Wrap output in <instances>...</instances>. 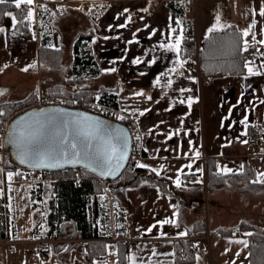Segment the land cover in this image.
<instances>
[{
	"label": "crops",
	"instance_id": "crops-1",
	"mask_svg": "<svg viewBox=\"0 0 264 264\" xmlns=\"http://www.w3.org/2000/svg\"><path fill=\"white\" fill-rule=\"evenodd\" d=\"M262 7L264 0H195L193 10L185 8V0H34V32L27 40L32 44L27 43V51L15 58L5 42L6 30H12L15 23L6 15L4 31L0 32V57L5 56L0 59V84L8 88L1 92L2 101L5 92L14 88L1 78L7 72L13 74L10 79L17 85L22 83L19 76H28V89L39 81L45 83V89L60 85L70 93L113 91L119 108L130 113L139 129L144 156L138 166L148 165L168 184L166 189L156 183L125 189L126 211L134 221L132 234L142 239L137 241L136 249H128L120 241L103 240L105 253L114 256L100 259L103 264H133L129 257H134L135 264H249L251 230L242 225L250 223L264 232V183H254L258 174L264 173V144L257 148L256 155L248 145L249 132L255 126H263L264 121ZM228 26L237 27L243 35L248 32L244 35L247 48L257 46L252 55L247 56L246 52L244 71L206 76L201 68L184 65V29L189 28L200 42L211 34L209 29ZM81 34L92 38L83 40L77 49L78 53L91 56L88 64L80 60L74 64L77 52L73 44ZM47 36L54 48L64 50L66 61L60 68L40 64L39 47ZM177 38L181 40L179 52L161 47L174 44ZM30 62L32 69L28 67ZM39 71L45 75L36 76ZM4 137L1 135V144ZM196 152L200 155L196 156ZM225 167L231 171L225 173ZM16 171L12 172L15 179L11 177L9 182L7 171L3 173L0 197L10 182H21ZM251 174L254 177L248 181L247 175ZM221 176L225 182L216 183V177L223 180ZM208 183L212 187L207 188ZM203 186L210 193L206 209L209 203L214 207L211 216L208 211L207 223L200 212L206 206L200 192ZM146 195L151 196L149 200ZM10 212L4 200V229L0 233L4 230L5 235L0 238V264H14V245L35 244L37 251V240L49 237L46 211L43 236L37 234L41 231L35 226L24 241L16 237L18 226L11 220ZM165 219L174 223H158ZM198 224L205 226L200 230L211 232L209 239L192 238L189 230ZM111 225L112 231L114 222ZM228 229L232 233L223 234ZM237 229L243 232L238 234ZM239 240L246 241V245L236 243ZM186 241L192 245L193 254L188 255L192 259L181 261L177 259V245L183 259ZM63 242L37 251L44 255V264H66L70 258L78 263L75 258H82L80 250L88 251L81 244ZM94 259L88 262L94 264Z\"/></svg>",
	"mask_w": 264,
	"mask_h": 264
},
{
	"label": "trees",
	"instance_id": "trees-1",
	"mask_svg": "<svg viewBox=\"0 0 264 264\" xmlns=\"http://www.w3.org/2000/svg\"><path fill=\"white\" fill-rule=\"evenodd\" d=\"M31 6L22 5L20 9H17L12 1H8L6 4L0 5V27L6 23V15L9 11L13 12L16 16V22L13 29L10 31V38L16 39V37L33 36L34 29L32 28V21L27 20L24 17L27 14V9ZM73 49L79 48L83 40L92 39L90 35L81 34L75 38ZM52 40L50 36H47L44 41L41 42L39 47V60L43 66L51 68H60L65 63V53L62 47L54 48L52 46ZM187 40L184 39L182 44L183 57H187L194 53L195 48L192 46H186ZM200 47V60H201V73L206 76H213L215 74H228V73H241L244 71L248 58L246 52L248 48L244 42V35L241 30L235 26H228L225 29H215L210 35L205 37L199 42ZM78 53L75 57L74 64L77 61H86L88 64L91 60V56L87 53ZM47 94H67L66 91L60 85H53L47 89H44ZM77 94H83L88 91H80ZM101 100L105 103L112 104L115 107H119L117 103V94L113 91H100ZM39 93L36 89H31L26 95L17 100H5L0 103V112L4 115H0V127L6 126L10 123V118L19 110L30 108L32 103L37 100ZM134 135V129L128 121L125 122ZM5 160L0 159V188L3 185L4 172L11 170L16 171L20 166L16 160L13 159L12 153L7 147ZM134 155L131 154L129 163L133 162ZM4 167L5 171L2 170ZM76 170L80 171L82 178L78 184H75L73 179ZM45 172L50 179L48 181L32 184V197L39 199L43 202L44 211H46V225L47 236L61 237L67 235L68 227L71 226V235L80 236L85 238H99L109 235L111 232V219L114 222L115 229H120L123 233L126 232L124 225V219L127 214L126 208V195L125 189L130 185L140 184H158L161 188H167V182L159 175L152 173L147 167L129 166L127 165L125 170L113 180H107L109 183V192L114 201L113 203V217L112 209L108 203L107 196H100L101 188L96 183V178H100L95 172L83 167H71L63 168L61 170H48ZM248 181H252L253 174L247 175ZM217 182H225V178ZM220 184V183H219ZM207 188L212 187L207 184ZM252 185V183H251ZM214 186V185H213ZM4 198L0 197V229H4V213L3 203ZM99 219L100 226H97L94 221ZM3 224V225H2ZM2 225V226H1ZM244 229L251 230L249 235V264H264V232L258 229L255 225L247 223L242 225ZM3 227V228H1ZM205 226L198 224L189 230L190 235H194L200 229ZM69 231V230H68ZM233 230H224L223 234H231ZM67 232V233H66ZM5 235L4 230L0 233V238ZM187 248L185 249V255L183 259L180 254V246L177 245V259L191 260L189 254H193L191 251L192 245L186 241ZM107 250L105 242L100 240H91L88 245V251L81 250L88 260L97 258L105 253Z\"/></svg>",
	"mask_w": 264,
	"mask_h": 264
},
{
	"label": "snow or ice",
	"instance_id": "snow-or-ice-1",
	"mask_svg": "<svg viewBox=\"0 0 264 264\" xmlns=\"http://www.w3.org/2000/svg\"><path fill=\"white\" fill-rule=\"evenodd\" d=\"M7 2L8 0H0V5ZM12 2L17 9H20L22 5L31 6L34 0H12ZM4 14L11 17L13 23L16 22V16L12 12ZM260 14L264 15V7L261 8ZM33 16V10L29 7L24 18L32 20ZM213 30L209 29V31ZM2 31L4 29L0 28V32ZM244 35H248V32L245 31ZM180 43V38H177L174 44H162L161 47L167 46L179 52ZM261 43H264V41H261ZM24 70L27 71V69ZM248 71L252 73L253 70L249 68ZM156 82L159 83V79ZM171 83L172 81L169 80L168 84L171 85ZM181 91H184V89H181ZM191 102V98H189V106H191ZM0 115H4V113L0 112ZM56 120L57 117L55 116L37 115L27 121L21 118V122L14 126L13 131L9 133L12 137L10 143H15L17 146L21 163L29 164L33 168L62 167L61 161L72 164L83 163L85 167H93L94 165L93 170L99 168L102 170V174L109 175L122 167L127 155V137L122 130H110L104 125L103 121L82 113H68L66 118L62 120V127L57 129L55 138L49 141L46 129L49 124ZM199 155L200 153L196 152V156ZM139 166L148 167V165ZM188 167H191V165H188ZM223 171L227 173L231 169L225 167ZM12 176L13 173L9 172V179ZM255 182L264 183V173H259ZM176 184L178 187L180 186L179 178H177ZM158 223L164 225L172 224L174 221L165 219ZM152 227H156V225H152ZM148 231H151V228ZM180 234L185 235L186 232ZM236 243L246 245L247 242L239 240ZM129 259L135 264L134 257H129Z\"/></svg>",
	"mask_w": 264,
	"mask_h": 264
},
{
	"label": "built area",
	"instance_id": "built-area-1",
	"mask_svg": "<svg viewBox=\"0 0 264 264\" xmlns=\"http://www.w3.org/2000/svg\"><path fill=\"white\" fill-rule=\"evenodd\" d=\"M185 8L188 10L195 9V0H185ZM183 38L187 40L186 46H192L195 48L194 53L188 55L185 57L184 65L185 66H193L200 68L201 60H200V47H199V41L198 38L193 32L186 28L182 31ZM28 40V37L26 36H20L16 37V39H11L9 36V30H6V47L10 51H16V49H21L25 47L26 41ZM257 46L253 45L252 47L248 48L247 50V56H250L253 54V52L256 50ZM42 96L44 99V103L42 106L45 105H66V106H73L80 109H86L94 113H100L102 115H105L107 117H112L114 119L120 120L121 122L128 121L129 124L134 129V135L132 136V150L131 154L134 155L133 162L130 164L128 162L129 166H136L138 165V162L143 158V145L140 140V134L139 129L136 128L134 119L130 115V113H127L126 111H122L119 107H115L114 105H110L108 103H105L101 100L100 93L95 91H88L84 92L83 94H77L75 92L62 94H47L45 91L42 92ZM7 130V124L4 126L0 131L2 134H5ZM6 135V134H5ZM264 144V127L263 126H255L251 129V131L248 134V145L250 147V150L252 151L253 155L257 154V148L263 146ZM264 154V153H263ZM45 170H39V169H27L25 167L18 168L16 173L19 176L20 181H25L30 184H35L39 182L48 181L50 177L43 172ZM214 172L217 171V169L213 170ZM82 176L78 170H76V173L73 177L75 184H78L81 180ZM188 177L185 176L184 179H187ZM102 182L105 183L107 181L103 177H101ZM206 199V198H205ZM206 205V202H205ZM94 223L97 226H100L101 222L99 219H96ZM124 224L126 227V232L123 233L120 229L112 228V231L109 235L99 237V238H85V237H77V239L73 240L76 245H83L86 250H88V243L91 240L98 239L100 241H106V242H116L120 241L122 242L128 249H136L137 241L142 239V237L136 236L132 234L134 231V221L132 215L128 212L126 214V217L124 219ZM243 231L240 229H237V233L240 234ZM211 235V232L208 230H199L197 231L192 238H204L209 239ZM219 235V234H217ZM56 241H61V239H56L54 237H45L37 240L38 248L37 251L42 252L44 248H46L48 245ZM8 243H12V241L8 240ZM107 257L112 258L114 257L112 254H104L100 256L101 260L106 259ZM75 260L78 262L80 260V257H76Z\"/></svg>",
	"mask_w": 264,
	"mask_h": 264
},
{
	"label": "rangeland",
	"instance_id": "rangeland-1",
	"mask_svg": "<svg viewBox=\"0 0 264 264\" xmlns=\"http://www.w3.org/2000/svg\"><path fill=\"white\" fill-rule=\"evenodd\" d=\"M33 25H34V22H32V28H33ZM8 30H9V36H10L11 30L10 29H8ZM27 43H28V41H26L25 47L28 44H32V42H30L28 44ZM24 48L16 49V51H14V53L11 55H13L14 58L17 57V54L19 56H21L22 52L27 51V49L29 48V45L25 50H22ZM11 52H13V51H11ZM3 58H5L4 55L2 57H0V59H3ZM32 60H33V58H30V61H32ZM64 60L66 61V58ZM26 62H27V60H26ZM17 63H18V61L16 62V64ZM0 64H2V63L0 62ZM30 66H31V62L29 63L28 67L30 68ZM30 69H32V68H30ZM7 73L8 74L5 73L4 75H2L4 77H1V78H2V80H4V79L8 80L7 82L9 84H11L14 88L9 90L7 93L5 92V94H4V96H6L5 100H15V99L17 100L18 98L24 97L27 92L31 91V89H36L37 92L39 93V95L37 97V100L32 103L30 108L35 107V106H42V104L44 103L42 92L44 91L45 87H47L44 85L45 83H42L39 81L33 82L35 85L33 84L34 86L31 89H28L29 88L28 76H26V75H24L22 77L19 76L18 79H21L22 83L17 85L13 81H11V79H10V78H13V74L11 72H7ZM44 75H45V72H43V71H41V72L39 71L36 74V76H40V77H43ZM30 78L32 80L33 75H31ZM25 90H27V91H25ZM0 95H1V93H0ZM1 102H2V97L0 98V103ZM30 108H25V109H30ZM25 109H23V110H25ZM23 110H19V112H21ZM19 112H17V113H19ZM17 113H15V114H17ZM3 127H0V129H2ZM1 135H4V134H2V132L0 131V142H1ZM3 144H1L2 148H0V159H2L1 161L5 160V158H6L5 157L6 148H5L4 140H3ZM9 172H13V171L8 170L7 173H5L6 178L8 180L7 182H9V177H8ZM80 174H81V172H80ZM81 176H82V174H81ZM13 179H15V177H12V180ZM21 182H10L8 186L3 188L2 195L4 197V200L6 201V204L8 203L9 209H11V212H10L11 213V220L15 223L16 226H18V231H17L18 234L16 237H17V239H22L21 241H24V238H27L29 235H31V231H32V229H34L35 226H37L36 228L40 227L39 231H41V232H38L37 234H40L42 237L44 234V229H45L46 225H44L45 212L42 209V202L39 201L38 199L33 201L32 197H31L32 196V194H31L32 186L28 182H25V181H21ZM96 183H98L100 188H101V192L99 195L108 197L109 206L113 210L114 201H113L112 196L110 195V192H109V183H107L106 181H105V183L102 182L101 178H96ZM200 192H201V197H203V200L206 198L204 200V202H206V204H207L208 194L210 197V193H208L209 191H207V188L205 189L203 186L202 188H200ZM144 197H146V199L149 200L151 196L146 195ZM209 205H210L209 208L206 209V207H207V205H206L200 211L201 216L204 219L205 223H207V221H208V211H209V215L211 216L213 209H214L213 204L209 203ZM261 229L264 230V227H261ZM68 230H67V232H68L67 235L61 236V238H60L61 241L67 242L66 244H68V245H71V244L76 245V243H74L73 240L77 239V237H80V236L75 237V236L71 235V226L68 227ZM46 231H47V229H46ZM54 238H56V237H54ZM56 239H58V238H56ZM56 242L58 243L59 241H56ZM56 242L54 241L53 243H56ZM23 248H24V250H23ZM1 249H3L2 246H0V251H1ZM8 251H9V249H8ZM13 252H14V264L20 263L22 261V259L25 261V264H33V263L44 264V258H43L44 255L39 254V253L37 254L35 244H23L22 246L21 245H14L13 246ZM80 253H81V257H82V258H80L81 261H78V263H76L72 258H70V260L66 264H90V262H88L89 260L87 259L86 255L82 252H80ZM72 254H74V251L72 252ZM104 254H109V253L106 252ZM95 259H94L95 260L94 264H103L102 263L103 261H100V256L95 258ZM108 261H112V260H108Z\"/></svg>",
	"mask_w": 264,
	"mask_h": 264
},
{
	"label": "water",
	"instance_id": "water-1",
	"mask_svg": "<svg viewBox=\"0 0 264 264\" xmlns=\"http://www.w3.org/2000/svg\"><path fill=\"white\" fill-rule=\"evenodd\" d=\"M8 88V86L6 85H0V93L2 91H5ZM68 113H82L85 114L87 116H91L94 117L100 121L104 122V125L110 129V130H122V132L124 133V135H126L127 137V155L125 160L123 161V165L122 167L119 168L118 171H115L113 174L109 175V174H102V170L99 168H96V170H93V167H95L93 165V167H85L83 163H78V164H72V163H65L64 161H61V163L63 164L62 167H56V168H33L31 167L29 164L26 163H21L18 153L19 150L17 148V146L15 145V143H10V140L12 139V137H10L9 133L13 131L14 126L17 125L18 122H21V118H23V120L27 121L30 118H35L37 115H48V116H55L57 117V120L54 121L53 123L49 124L47 129H46V135L49 141L53 140L56 136L57 133V129L62 127V120L64 118H66V114ZM70 118V117H67ZM10 123L8 124V129L6 131V135L4 137V142H5V147H7L9 149V151L12 153V157L14 160L17 161V163L20 166H23L27 169H39V170H61L63 168H71V167H83L85 169H89L92 170L93 172H95L100 178L103 177L106 180H113L115 177L119 176L126 168L130 157H131V150H132V131L129 128V126L126 123L121 122L120 120L114 119V118H110L107 117L105 115H102L100 113H94L91 112L89 110H84V109H80L77 107H73V106H66V105H62V104H58V105H45V106H35L32 107L30 109H25L17 114H15L14 116L11 117V119L9 120ZM263 126H264V121H263ZM14 155V156H13Z\"/></svg>",
	"mask_w": 264,
	"mask_h": 264
}]
</instances>
